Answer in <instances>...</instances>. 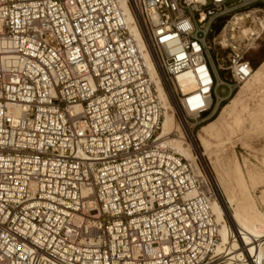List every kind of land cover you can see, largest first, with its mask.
Listing matches in <instances>:
<instances>
[{
	"label": "built area",
	"instance_id": "2783aa9c",
	"mask_svg": "<svg viewBox=\"0 0 264 264\" xmlns=\"http://www.w3.org/2000/svg\"><path fill=\"white\" fill-rule=\"evenodd\" d=\"M128 3L177 110L208 120L253 69L264 0ZM163 112L120 0H0V264H223Z\"/></svg>",
	"mask_w": 264,
	"mask_h": 264
},
{
	"label": "bare ground",
	"instance_id": "6f19581e",
	"mask_svg": "<svg viewBox=\"0 0 264 264\" xmlns=\"http://www.w3.org/2000/svg\"><path fill=\"white\" fill-rule=\"evenodd\" d=\"M120 5L125 10L127 27L131 35L138 41L139 47L144 51L145 62L148 66L150 77L158 88L159 97L164 107L161 123L162 127L159 135L160 141L162 144H168L180 155L194 161L196 157L191 151V143L189 144L186 141L184 131L181 128L182 126L178 123L175 116L177 108L170 102L171 96L162 83L161 74L152 60L141 30L138 27L136 20V17L138 19L137 11H133L128 0H120ZM261 24L264 25L262 22ZM262 76H264V61L261 62L258 68L252 69L250 75L243 80L245 85L222 107L219 115L203 125L196 135L197 142L203 148L201 156L204 155L206 157L213 174L212 179L215 182V187L219 195L217 200L220 202L216 201L215 195H213L211 210L215 221H217L219 225V242L217 243L216 253L221 254L219 259H223V264H249V257L255 259L254 264H260L261 260L264 258V214L257 210L254 201L248 194H245L247 183L242 167L233 154L225 156L216 153L214 150L212 151L210 148L211 143L209 142L211 138L219 137L222 134L228 136V134L235 132V130L241 129L246 122V115L245 112L235 114V110L241 105L244 96L253 91L255 87L254 82L259 80ZM178 81L184 91H194L196 88L190 72H183L178 75ZM243 82H241V84ZM245 111H249L247 105L245 106ZM173 132H176L174 137L170 135ZM197 165L202 172L201 165ZM246 169L250 181H264V173L259 174L248 167ZM234 182H236L241 189L239 198L237 199V207L229 211L226 201H222L220 198V192L221 187H224L225 191H227L228 184ZM228 222L236 233L229 229ZM240 227H245L249 232L248 234L246 231H242V233L246 234V237L241 233ZM258 249H260V253L256 261V256H253L252 252H257Z\"/></svg>",
	"mask_w": 264,
	"mask_h": 264
},
{
	"label": "rangeland",
	"instance_id": "374dc122",
	"mask_svg": "<svg viewBox=\"0 0 264 264\" xmlns=\"http://www.w3.org/2000/svg\"><path fill=\"white\" fill-rule=\"evenodd\" d=\"M247 56L250 64H252V67L255 64L260 65L261 62L264 61V34L256 42H254V46L249 51ZM219 76V78L221 79L226 77L224 72H220ZM254 83L255 87L253 91H251L252 93L250 92L245 95L243 100L241 101V105L235 110V114H241L245 112L246 115V122L243 124L241 129L235 130V132L228 134V136L222 134L219 137L211 138L209 142L211 143L210 148L212 151L214 150L216 151V153L225 156L233 154L236 157L237 161H239L242 167L245 181L247 183L245 194H248V196L254 201L257 210L264 214V181H250L246 172V168L248 167L249 169L253 170L254 172H258L259 174L264 173V76H262ZM244 85V82L240 84V86L236 88V91H234V95ZM224 87V85H221L217 89V93L220 97L228 96V90L224 89ZM234 95L232 97H234ZM231 98L228 97L224 99V102L227 104V102ZM170 102L173 105L172 98H170ZM246 105L249 109L248 112L245 111ZM220 112L221 110L217 113L216 117ZM175 116L178 120V123L182 126L181 128L184 131L186 141L189 144L191 143V151L196 157V162L201 165L200 167L202 168V170H204L207 176V180L211 185L212 191L214 192L215 200L220 202L219 200H217L219 195L215 187V182L212 179L213 174L211 172V169L208 165L206 157L204 155L201 156L203 148L196 140L197 133L199 132L203 124H207L205 123L207 120L194 126L190 124L194 122L193 119H190L183 113L181 114L177 109L175 112ZM175 133L176 132H173L170 135L174 137ZM240 189L241 187L236 182L228 184L227 191H225L224 187H221L220 198L222 201H226L229 211H232L237 207V199L239 198ZM228 225L229 229L233 230L229 222ZM240 229L241 233L242 231H246L249 234L245 227H240ZM233 232H235V230H233ZM242 234L246 237L245 233ZM259 253L260 249H258L257 252H252V255L256 256V261L258 259Z\"/></svg>",
	"mask_w": 264,
	"mask_h": 264
},
{
	"label": "trees",
	"instance_id": "16d2710c",
	"mask_svg": "<svg viewBox=\"0 0 264 264\" xmlns=\"http://www.w3.org/2000/svg\"><path fill=\"white\" fill-rule=\"evenodd\" d=\"M220 27H221V25H220V23L219 24H216V26H215V31H219V29H220ZM259 66V64H255V65H253V69H255V68H257ZM223 72V71H222ZM234 95V93L233 94H231L230 96H229V98H231L232 96ZM226 103L224 102V100H222L221 101V104H220V106L218 107V109L216 110V112L205 122V123H207V122H209V121H211V120H213L215 117H216V115H217V113L221 110V107L223 106V105H225ZM204 125V124H203Z\"/></svg>",
	"mask_w": 264,
	"mask_h": 264
}]
</instances>
